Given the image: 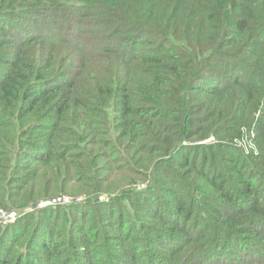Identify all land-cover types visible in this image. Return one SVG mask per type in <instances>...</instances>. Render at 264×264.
<instances>
[{
  "label": "trees",
  "instance_id": "trees-1",
  "mask_svg": "<svg viewBox=\"0 0 264 264\" xmlns=\"http://www.w3.org/2000/svg\"><path fill=\"white\" fill-rule=\"evenodd\" d=\"M0 208V264H264V0H0Z\"/></svg>",
  "mask_w": 264,
  "mask_h": 264
},
{
  "label": "rangeland",
  "instance_id": "rangeland-1",
  "mask_svg": "<svg viewBox=\"0 0 264 264\" xmlns=\"http://www.w3.org/2000/svg\"><path fill=\"white\" fill-rule=\"evenodd\" d=\"M254 137H250V135H249V138H248L245 135L244 137L238 138L239 141L236 139L235 140L236 142H234L236 144L235 147L236 148H239L240 150H243L244 152H246V151H257L256 143H255V141H253ZM148 182H149V180H146L145 182H142V183L136 182V183H133L131 185H125L122 188L123 189H126V190H130V189H133V188H135L137 190H139V189H142L143 190V189H145L147 187ZM85 198L86 197H83V196H80V195L79 196H76V197H70V196L66 195V196H60V197H56V198H50V199H48V202H45V200L44 201H39L36 204H34L33 206L34 207H43L46 204H48L49 202H52V203L59 202V203L63 204V203L68 202L70 199H74L75 201H78V200L81 201V200H84ZM98 198L100 200H102V201H107L109 199V197H108L107 194H103V195H100V196L95 197V199H98ZM165 201L166 200H164L163 202H165ZM0 209L3 210V211H5L6 214L13 215V217H15V220L14 221H16V217L18 218L22 214V212H20V211L19 212H16V211L6 210V209H2V208H0ZM12 223H2V222H0V224L2 226L10 225ZM104 256H105V254L104 253H101V258H104Z\"/></svg>",
  "mask_w": 264,
  "mask_h": 264
},
{
  "label": "built area",
  "instance_id": "built-area-1",
  "mask_svg": "<svg viewBox=\"0 0 264 264\" xmlns=\"http://www.w3.org/2000/svg\"><path fill=\"white\" fill-rule=\"evenodd\" d=\"M250 137H254L253 134L250 135ZM249 138V136H248ZM15 220V217L11 214H6L5 211L0 209V222L2 223H12Z\"/></svg>",
  "mask_w": 264,
  "mask_h": 264
}]
</instances>
